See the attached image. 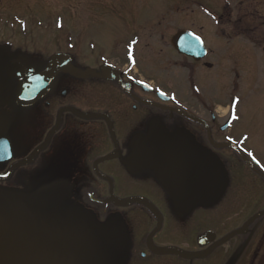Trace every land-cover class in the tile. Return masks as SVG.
Returning a JSON list of instances; mask_svg holds the SVG:
<instances>
[{
  "label": "rangeland",
  "instance_id": "obj_1",
  "mask_svg": "<svg viewBox=\"0 0 264 264\" xmlns=\"http://www.w3.org/2000/svg\"><path fill=\"white\" fill-rule=\"evenodd\" d=\"M198 1L23 0L19 6H7L5 10L0 9V23H2L0 26V45L2 46L0 48V80L7 78L4 67L8 61L10 63L19 61L20 65L22 64L25 68H32L40 73L55 53L64 51L73 55L77 63L80 61L81 67L89 65L88 67L92 69L98 67L99 62L117 64L122 69L128 66L136 68L138 64L139 79L150 81L151 85L162 88V91L158 90L166 96H175L189 106L194 101L192 97L197 95L191 87L204 86L207 101L213 103L214 106H232L239 99L235 108L236 120L234 122L233 116L228 117L226 111H222L221 107L218 108L222 116L227 114L219 126H224L226 122L231 121L233 129L231 134L229 131L220 132L223 137L221 141L223 142L224 137H229L231 142L235 143L234 145L239 146L245 153H251V156L261 162L264 168V43H257L258 48L251 49L252 60L247 62V67L249 63L250 66L245 74L246 82L243 84L239 82L238 87L230 86L225 91L218 90L216 81L213 82L212 79L217 80L221 77V75L218 76L220 66L217 68L213 66L212 70L204 73L208 78L205 80L200 74L201 66H198L199 68L195 66L194 73L190 72L191 67L188 62L191 59L184 58L183 63L180 64L181 59L173 50L171 43V37L179 32L186 21L184 26L188 25L193 30L200 31L207 46L215 51L213 54L215 61L223 65L227 63V53L224 49H230L228 45H231L233 41L231 39H234L226 32L229 29L226 28L227 22L223 23L221 30L216 29L207 21L208 16L220 13L213 6V0ZM238 1L240 0H234L236 4ZM190 2L201 3V6ZM262 2L264 5V0ZM221 8L223 10L221 13L225 14L226 9H223V6ZM14 17L27 22V33H18L19 23L17 22H14L16 30H11L5 27L6 22L1 21L12 20ZM216 30H220L219 33H216ZM14 31L18 34H14ZM131 40L136 42V46H133ZM166 40V48H164L162 44ZM234 41L235 44H242L246 40L235 38ZM168 42L169 46H167ZM18 47L26 49H18ZM129 49H137L138 52L133 55L132 59L129 57ZM164 49V54L167 53L172 62H177V64L166 61L165 56L161 54V50ZM237 59L233 57L229 65L237 62ZM98 60L99 62H96ZM207 60L211 61L210 57ZM150 62L154 65L152 66ZM160 67H167V69H158ZM72 84V87L76 89L84 83ZM98 91L99 88L96 87L91 88L88 94L83 91H74L72 98L75 99L76 107L82 111H88L85 110V107H88L90 110L87 113H91L95 105L97 107L96 94ZM12 99L13 91L11 92ZM83 100H86L84 105ZM43 110L45 109H33L26 113L21 112L20 115H10L11 137L16 136L17 138L15 140L17 159L28 158H26L27 154H31L38 146L36 144L39 142L36 141L39 131L51 124L47 113ZM168 110L174 113V117L177 114L183 115L178 109ZM169 111H167L168 114ZM184 115L187 116L185 113ZM166 122H161V126H167ZM78 124L75 120L69 125L74 126L75 132H78ZM85 124L88 123L85 122ZM153 125L156 128V123ZM178 126L181 125L178 124ZM173 132H175V127L171 128L170 135ZM167 135H161V147L168 146L170 135ZM209 152H213L212 149H209ZM232 153L234 152L231 149L218 150L217 163L211 155L202 158L206 165L218 168L220 173L217 187L209 193L210 199L218 200L220 205L210 214L204 213L201 217H197L192 224L188 220L190 225L184 229L172 222L170 216L172 212V216L175 215L174 202L179 196L184 197L185 203L177 202L176 211H178L175 216L178 220L177 216L184 215L185 207L197 204L196 197L198 190L200 191V184L194 169L197 167L195 161L198 159L193 156L184 159L181 165L171 166L169 170L165 169V166H161L162 170H158L157 165H152L151 160H148L147 168L157 169L160 177H154L152 183H147V187H145L146 183H141L144 182L141 180L145 179L139 178L140 183L138 184L143 187L136 188V191L131 190L126 197H119L114 204L124 201V198L125 200L133 199L139 207L138 200L143 203L141 205L149 206V202L153 203L164 219L162 231L154 238L158 248L162 243L163 248H167L170 252H178L184 247L188 249L190 245L189 249L194 247L196 251L194 253L199 256L202 251L210 247L202 243L208 229L220 232V239L216 238L220 241L229 237L234 228H240L243 225L245 214L241 207H243L244 197L251 199L247 214H249V209L256 208V205L261 209L264 208V188L260 189L255 186L253 179L247 176L248 171L238 165ZM222 159L228 161L233 168L229 170L223 164ZM6 168L7 166L1 172L4 173ZM37 168L38 165L34 163L23 173L20 172L22 175V178L20 175V182L15 177L0 185V207H2L0 264H192L187 261L183 262L182 259L185 256L181 253V255L164 257L155 256L159 252L148 253L142 240H147L148 235L157 226L156 221L146 219V228L142 226L141 221L136 220L137 217L133 219L135 216L133 214L120 221L121 214L116 208H109L110 195L105 192L104 188L94 195L86 192V189L89 190L85 182L87 179L79 183L75 179L69 182L56 181L52 178V166L45 167L49 175L43 174ZM84 171L87 173L85 169ZM236 173L248 187L238 188L237 186H242V183L237 184L236 181L233 187L240 191L238 193L240 198L234 197L233 199L228 197L232 194L227 195V191L231 176ZM83 183H86V188ZM89 183L99 188L98 181ZM105 187L109 191L108 185ZM249 187L257 188L258 192L249 193L252 191ZM163 189L171 191L173 197L166 195L168 201L164 197ZM119 221L127 234L116 230L118 229L116 227L120 228ZM130 223L131 226H129ZM142 230H145L146 234ZM78 231L83 234L81 240L73 237ZM229 248L230 246L224 247L223 253ZM118 254H120L119 257ZM143 254L147 255L146 258H143ZM214 259L217 260L216 264H228L230 261V257L224 256L221 249L216 251ZM213 263L205 259L194 264Z\"/></svg>",
  "mask_w": 264,
  "mask_h": 264
},
{
  "label": "flooded vegetation",
  "instance_id": "obj_2",
  "mask_svg": "<svg viewBox=\"0 0 264 264\" xmlns=\"http://www.w3.org/2000/svg\"><path fill=\"white\" fill-rule=\"evenodd\" d=\"M21 1L23 0H0V9L5 10L7 6H19ZM198 2L190 3L201 6V3ZM213 6L216 7V10L220 13L208 16L209 18L207 21L215 26L216 29L219 28L220 30L222 29L223 23L227 22L226 28L229 29L226 32L229 33L228 36L234 39L244 38L246 40L242 44H235L234 39H231L233 40L232 44L228 45L230 49H224L227 53V63L223 65L221 62L215 61L216 58H214L213 55L215 51L207 46L204 39L207 55L201 61L196 62L190 57L179 55L175 49L173 50L179 55V59H181L180 64L183 63L184 58L191 59V61L188 62L191 67L190 72L194 73L195 66H201L200 74H202L205 80H208V78L205 77L204 73H207L210 69L212 70L213 66L216 68L220 66L218 76L221 75V77L217 80H215V78L212 80L213 82L216 81L215 83L218 86V90L225 91V89L230 86L238 87L239 82L242 84L246 82L247 77L245 74L250 66L249 63L247 67V62L252 60L251 49L258 48V45H256L257 43H264V5L262 0H240L237 4L234 0L233 2L231 0H213ZM221 6H223V9H226L225 14L221 13L223 11ZM1 21L3 23L6 22L5 27L11 30H16L17 28L14 21L19 23V25H17L19 26V34H22V32L24 33L23 30L25 29L22 30V27L28 28L27 23L23 25L20 24L22 21L16 19V17L12 20ZM1 25L2 23H0V26ZM184 25H186V21ZM184 25L181 26L179 31H189L203 38L200 31L196 29L193 30L190 26ZM220 30H216V33H219ZM25 32L27 33L28 31L25 30ZM16 33L17 31H14V34ZM131 43H133V46H136L134 40H131ZM166 43L167 40L163 44L160 43V45L162 44L163 47L166 48ZM167 46H169V42ZM1 47L0 45V48ZM18 49L26 48L18 47ZM164 52L165 49L161 50V54L165 56L166 61L168 63L172 62L169 55L167 53L165 55ZM136 53H138L137 49H129V57H133ZM55 54H66L70 56V58L52 61L51 57L45 69L40 73L32 68H25L22 64L20 65L19 61H13L12 63L8 61L6 65V67H12L15 64L19 65L26 73L25 77L17 75L13 78H4L0 80V141L3 139L10 140L13 155L11 161L0 163V175L9 173L8 179L0 182V185L15 177L20 182V172L23 173L34 163L38 165L37 169H39L40 172L49 175L45 167L50 165L52 166V178L56 181L63 180L69 182L75 179L79 183L87 179L85 182H87L89 190L86 189V192L94 195L100 193L101 188H104L105 192L110 195L108 198L111 203L109 204V208H116L118 213L121 214L120 221H122V218L125 220L128 215L133 214L135 215L133 219L137 217L136 220H138V222L141 221L142 226L146 228V219L155 220L157 226L153 229L151 234L156 229L159 230L153 237L154 241L156 235L162 231L164 224V219L155 205L148 200L147 201L150 203L149 206L140 205V207L138 205L136 206L133 199L125 200L126 198H124V201H119L117 204H114V201L118 200L121 196L126 197L128 195L127 193L131 190L136 191V188L138 189V187L141 186V184H138L140 183L138 180L139 178L145 179L141 180L144 181L141 183H146L145 187H147V183H152L154 177H160L157 171L162 170L161 166H165V169L169 170L171 166L181 165L184 159H189L191 158L190 156H193L198 159V161H195L197 162V167L203 165L205 168L213 169L216 171L217 179L212 184L203 186L197 177L200 184V191L198 190L196 197L198 200L197 204L185 207L184 215L182 216L180 214L177 216L179 218L178 220L175 216L178 211H176V206H178L177 202L181 204L185 203L184 197L179 196L175 201L176 203L174 202L175 215L172 216L173 212L171 213V221L184 229L190 225L188 223L189 221H191L192 224L197 217H201L204 213L210 214L215 209H218L220 205L218 200L210 199L209 193L213 192L217 187L220 173L218 168L206 165L202 158L206 155H211L217 163L219 160L217 154L218 150L229 149L228 144L231 142H229L228 138L224 137L225 140L223 139V142L221 141L223 137L220 135V132L225 133L227 131L223 132V127L219 126V123L227 115L226 113H228L229 117L232 114V110H228L225 113L226 115L224 114V116H222L220 111H218L220 105L214 106L213 103L207 101L206 95L204 94V86H196L197 95H195L194 98L192 97L194 101L191 106L186 102L178 104L177 100L168 98V96L163 94V92H161L163 90L162 88L160 89V87L158 88L156 85H151L150 81L139 79L140 70L137 68L138 64L136 68L128 66V68L122 69L121 66L117 64H109L108 62L101 63L98 60L96 62L100 64L98 67L93 68L94 74L91 77H74L66 72V70H68L67 66L79 70L92 68L88 67V64V66L81 67L80 61L77 63L73 55L71 56L64 51ZM209 57L211 61L207 60ZM233 57L238 58L237 62H232L229 65V61ZM96 62L94 61V63ZM152 63L151 65L153 66L154 63ZM172 63L177 64V62ZM106 66L111 69L109 74L112 76L109 78L102 74V70ZM158 69H167V67H160ZM31 70L34 71L33 77L28 78L27 75ZM50 72L51 75L49 77L42 78ZM37 77H39L40 80V92L43 93L46 91L45 95L31 108L18 106L16 104V93L20 83L25 86L28 85L29 82L35 83ZM72 83L84 84L74 89ZM93 87L99 88L96 94L98 97H96L98 100L97 107L95 105L93 111L87 113L90 109L85 107V110L88 111H82V109L76 107L77 104H75V99L72 97L74 91H83L88 94L87 92H90ZM12 91L13 99L11 100ZM85 101L86 100H83L82 104ZM237 101H239V99ZM227 107L228 106H222V111L225 112ZM41 108L45 109L43 111L47 113L48 120L51 124H49V127H43V130L39 131V136L36 141L39 142L36 144L38 146L31 154H27L26 158H28L25 160L17 159V143L15 141L17 138L16 136L15 138L11 137L12 128L10 126V115H20L21 112L26 113L29 110H39ZM172 108L180 109L188 116L177 114V116L174 117V113L168 110ZM167 111H169V114ZM52 113H54V115H52ZM75 120L79 123L77 125L79 129L78 132H75L74 126L69 125L74 123ZM163 121H167L166 123H168V125L164 127L161 126V122ZM85 122L88 124H85ZM154 123H156V128H154ZM229 123L230 121L227 122V124ZM178 124L181 126H178ZM172 127H175V132L170 135ZM230 127L228 131L231 134L233 129ZM162 134L172 136L170 137L167 135L169 137L167 147H161L160 145ZM18 143L20 142L18 141ZM209 149H212L213 152L210 153ZM232 151L234 152L232 154L237 159L238 165L243 166L248 171L247 176L253 179L252 181L255 182V186L260 187V189L264 188V168H262V163L249 155L250 153H244L246 155V159H244L238 155L239 153H236L234 150ZM111 155L114 156L105 159ZM148 160H151L152 165H157L158 170L147 168L149 164V162H147ZM222 161L229 170L233 168L228 161L224 159H222ZM45 162L48 163L46 164ZM5 166H7V168L4 173H2L1 171L5 169ZM81 166L83 168H81ZM197 167L194 169L195 174ZM84 169L87 173H85ZM154 171L155 173H153ZM229 175L231 176L233 174ZM231 177L230 189L228 188L227 195L232 194L228 197H232L233 199L240 198V194H238L240 191L233 187L235 182L237 181V184L240 182L242 183V186H237L238 188H247L248 185L237 173ZM91 181H98L99 188L93 187V184L89 183ZM106 185H108L109 191L106 189ZM83 186L86 188V183H83ZM249 188L252 189V191L249 192L251 194L256 191L258 192V189H255V187ZM153 189H156L155 185ZM162 192L165 198L166 195L171 198L173 197L169 189L165 191L163 189ZM157 195H159V193H157ZM181 199H183V201H181ZM214 201H216L215 204L211 206ZM250 203L251 199H245L244 197L243 207L241 208L245 214V219L242 221L243 225L240 228H234L233 232L229 234V237L226 236V239H221L220 241H217L216 238L218 237L220 239L219 235L221 233L208 229L206 231V236L202 239V243L204 245H210V247L202 251L199 256L194 253L196 252L194 251V247L192 249H189L190 245H188V249L184 247L182 250L185 256L184 259H182L183 262L187 261L194 264L201 260L208 259L212 263L214 262L213 264H216L217 260H215L214 257L216 251L221 249V253L224 256L230 257L228 264H264V208L261 209L260 206L256 205V208L254 207L252 210L249 209V214H247ZM134 206H136V208ZM1 210L2 207H0V223L2 221ZM106 211L108 212L109 210ZM131 223L129 226L132 225ZM132 227L130 228L131 231ZM140 228L143 229L142 227ZM142 231L146 234L145 230ZM208 233H212L215 236L214 241H205ZM142 243L145 244V249H147V240L146 242L142 240ZM159 245L163 244L160 243ZM228 246H230L229 250L223 253L222 250L224 247Z\"/></svg>",
  "mask_w": 264,
  "mask_h": 264
},
{
  "label": "water",
  "instance_id": "obj_3",
  "mask_svg": "<svg viewBox=\"0 0 264 264\" xmlns=\"http://www.w3.org/2000/svg\"><path fill=\"white\" fill-rule=\"evenodd\" d=\"M193 37L187 32H180L173 38L172 43L175 49L180 54L193 57L195 60H200L201 58L205 56L206 53L203 50L204 48L202 47L200 42L197 41L198 39L196 40V38H193ZM64 57L65 56L56 55L54 56V60L64 59ZM66 72L74 74V76L76 77L79 75L86 76V75L91 74V72L83 73V72H79L71 68H70V71L66 70ZM6 73L10 77H15L16 75L25 77L26 72L23 69H21L18 65H15L13 66V68H7ZM50 74L51 73H49L46 76H43V78L49 77ZM32 75H33V71L29 72L27 77L28 78L33 77ZM103 75H105L106 77L112 76L109 74V69H104ZM45 92L46 91H44L43 93L40 92L39 83L29 82L28 85L26 86L20 83L17 89V93H16V103L17 105L22 106V107H30L34 105L36 102H38L42 98V96L45 95ZM112 156L114 155H111L105 159L112 158ZM12 158H13V155H12V146H11L10 140L8 139L1 140L0 141V163L9 162L12 160ZM8 175L9 173H6L3 176H0V181L5 180L8 177ZM197 175L199 177V180L203 183V186L210 185L216 180V173L211 169H205L202 165H200L197 168ZM181 201H183V199H181ZM74 237L76 240H80L82 238V233L77 232L74 234ZM214 239H215L214 235L210 233L207 239H205V241H213ZM151 249L152 251H154L153 247H151Z\"/></svg>",
  "mask_w": 264,
  "mask_h": 264
},
{
  "label": "snow or ice",
  "instance_id": "obj_4",
  "mask_svg": "<svg viewBox=\"0 0 264 264\" xmlns=\"http://www.w3.org/2000/svg\"><path fill=\"white\" fill-rule=\"evenodd\" d=\"M251 155V154H250Z\"/></svg>",
  "mask_w": 264,
  "mask_h": 264
}]
</instances>
